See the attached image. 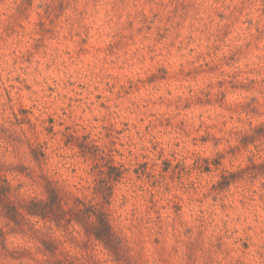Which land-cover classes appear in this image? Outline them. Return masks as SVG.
Returning <instances> with one entry per match:
<instances>
[{
  "label": "rangeland",
  "instance_id": "374dc122",
  "mask_svg": "<svg viewBox=\"0 0 264 264\" xmlns=\"http://www.w3.org/2000/svg\"><path fill=\"white\" fill-rule=\"evenodd\" d=\"M261 20L264 0H0L1 122L9 133L23 130L40 142L45 155L39 174L11 163L25 150L36 160L24 141L13 147L0 132V264H264V167L237 169L214 187L216 199L204 200L216 205L207 221L193 222L192 207L200 200L189 194L198 173L207 175L238 154L217 156L219 163L204 155L236 140L233 126L262 127L256 136H264ZM129 97L140 104L145 131L151 121L164 135L180 136L171 150L153 143L159 172L147 153L131 169L111 160L123 171L111 183V198L129 171L136 181L159 187L144 209L158 226L125 233L110 216L121 238L116 256L98 241L84 243L77 224L65 229L27 215L20 223L11 219L9 206L46 194L54 165L48 146L59 141L94 154L86 134L77 140L58 122L57 108L115 111ZM152 109L163 111L157 116ZM192 113L195 123L187 118ZM185 148L196 156L190 172L173 155ZM248 149H256L255 140L240 137V151ZM185 177L192 185L180 191ZM226 224L232 227L225 230Z\"/></svg>",
  "mask_w": 264,
  "mask_h": 264
},
{
  "label": "clouds",
  "instance_id": "9594fccd",
  "mask_svg": "<svg viewBox=\"0 0 264 264\" xmlns=\"http://www.w3.org/2000/svg\"><path fill=\"white\" fill-rule=\"evenodd\" d=\"M257 39L264 40V20L260 21ZM146 106L147 101H145ZM83 109L84 104L68 107L63 113L59 112L57 108V119L65 126H70V131L77 140L81 135L86 134L89 137V142L97 146L96 151L94 154L88 155L81 153L75 146L65 148L59 141L48 146L49 161H54V165L50 169L53 183L51 198L55 199L57 194L63 193V198L67 203L69 194H83L81 200L84 207H77L75 210L79 212L87 208V222L92 227H99L100 217L108 220L109 216L125 233L130 229L144 230L158 226L157 217L151 215V210L145 211L144 209L148 208L147 195L153 191L159 192V187L151 188V180L136 181L129 171L125 181L116 186L109 206L105 189L111 187V181L106 172V164L113 160L131 169L135 166L140 155L147 153L155 162L156 172H159V161L156 160V154L151 151L153 143H157L160 148L168 147L171 150V140L179 139L180 136L178 134L164 135L163 131L151 124V121H149V130L145 131L144 125L139 123L141 119L140 104L131 97L128 98L127 104L118 105L115 111L112 108L101 110L98 107H89L87 111ZM152 111L159 116L163 109L159 111L152 109ZM155 118L152 117V119ZM187 118L191 119L193 123L196 122L195 113L190 114ZM124 121L129 122L127 127L124 126ZM175 123L174 120L173 124ZM233 129L230 135H235L236 140L221 144L218 149L210 153H204L212 158L213 163H219V160L215 158L225 156L230 151L238 154L227 157L219 168L211 169L207 175L198 173L194 178L196 181L195 192L189 194L200 200L198 206L193 205L192 207L191 218L194 223L209 219V213L214 211L216 205L206 204L204 200L208 197L216 199L212 189L219 183H228L233 171L247 170L253 165L264 167V136L257 137L256 128L246 122L233 126ZM106 131H111V135L105 136ZM60 135H63V129H60ZM242 136L254 139L256 149L240 151V137ZM150 141L152 142L150 143ZM165 141L167 144L163 143ZM173 155L177 157V162L189 172L197 167L196 156L187 148L183 151L177 149ZM11 163L26 165L37 174L41 171L40 165L44 164L43 161H33L26 150L18 154ZM73 169L77 170L76 173L72 172ZM153 179L159 180L156 176ZM192 180V177H185L186 187H181L178 190L185 191L192 185ZM163 182L168 183L166 179ZM174 187L176 186L174 185ZM129 193H132L136 199L129 196ZM137 201H140L143 207H140ZM42 202L48 206L49 196L47 194L42 197ZM231 202L228 201V203ZM201 208L204 209L202 213L200 212ZM225 219L230 221L232 218L228 216ZM223 227L227 230L232 227V224H226Z\"/></svg>",
  "mask_w": 264,
  "mask_h": 264
},
{
  "label": "trees",
  "instance_id": "16d2710c",
  "mask_svg": "<svg viewBox=\"0 0 264 264\" xmlns=\"http://www.w3.org/2000/svg\"><path fill=\"white\" fill-rule=\"evenodd\" d=\"M12 115L15 120H19L16 113L12 112ZM256 130H262V127H258ZM0 132L7 134L6 136L11 139V146L16 147L18 143L24 141L35 160L44 158L45 155L40 142L33 141L26 137L23 130H21L20 133H17L16 131H11V133H9V130L4 126V122H1V118ZM91 148L95 153L97 146L92 144ZM84 151L85 150H83V153H86ZM106 172L111 183L113 181H118L123 174V171L120 170L119 167L112 165L111 160L106 164ZM111 188L112 187L105 189V195L108 197V204H110ZM52 189V181L47 180L46 194L49 196L48 206H45L42 202V198H23L16 204L9 206L7 215H9L16 223H20L22 220H25L24 216L27 215L53 222L56 226L64 227L65 229H68L73 224H77L82 227L85 235L87 236L84 243L93 240L98 241L104 246V248L108 249L117 256L120 250L121 238L119 237L118 232L115 231L110 216L108 220L100 217L99 227H92L87 222L88 209L84 208V211L79 212L75 210L77 207H84L81 196L69 194L67 203H65L62 194H57L55 199L51 198L53 196Z\"/></svg>",
  "mask_w": 264,
  "mask_h": 264
}]
</instances>
